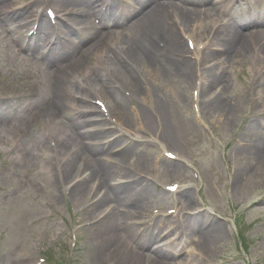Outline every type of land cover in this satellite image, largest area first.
Instances as JSON below:
<instances>
[{"label":"rangeland","instance_id":"374dc122","mask_svg":"<svg viewBox=\"0 0 264 264\" xmlns=\"http://www.w3.org/2000/svg\"><path fill=\"white\" fill-rule=\"evenodd\" d=\"M107 1L113 8L119 4V0ZM152 1L204 10L221 0H193L198 4L192 0ZM222 1V13L214 12L203 24L207 37L195 38L178 31L185 57L193 63L186 82L176 74L174 57H167L155 72H140L144 95L143 99L126 98L129 121L120 127L114 114L102 111L106 138L100 144L119 134L133 148L131 154L117 160L122 173L111 180L105 191L108 194L111 186L127 182L125 173L137 174L141 185L130 194H120L117 204L107 200L112 211L105 208L96 217L92 204L103 192L96 196L93 191L84 196L72 195L69 185L77 179H62L63 162L68 155L55 147L56 138L71 130L69 124L74 115L62 107L55 117L43 103L58 63L66 66L60 73L75 97L67 98L68 103L73 110H79L80 94L75 87L92 91L88 74L104 72L108 51L140 40L128 28L136 14L125 9L115 23L111 18L104 21L98 13L103 0H0V17L8 15L7 21H0V119L4 122L0 124V264H124L120 260L122 254L118 258L110 254L111 229L102 232V225L111 217L123 218L125 226L134 233V239L119 240L126 256L137 249L144 234L153 233V241L139 252L145 256L157 248L176 252L172 264H264V170L257 168L264 154V148L258 152V147L264 145V54L259 52L255 40L264 38V0ZM83 3L93 7L91 27L95 26L100 34L91 40L84 38V34H92L90 26L87 31L71 34L68 26L76 28L69 19L73 17L59 15L61 20L57 22L55 12L57 34L52 38L58 40L60 32L70 34L72 49L61 59H42L38 52L47 50L49 33L30 34L35 27L22 26L21 17L28 16L27 20L32 21L45 8L58 11V6L78 12ZM12 11L19 17L11 19ZM259 15L262 17L257 18ZM245 19L257 21L243 24ZM169 21L172 23V19ZM203 25L196 30L201 31ZM218 27L217 32L237 30L245 41L253 40L244 52L233 50L232 45L226 62L214 65L223 75L224 85L218 86H223V95L234 106L233 116L228 118L207 111L205 97L200 96V73L213 65L212 57L218 52L209 30ZM19 37L33 48L19 47ZM59 48L66 49L64 45ZM204 54L206 59L200 63ZM86 98L98 109L94 101L100 97ZM140 105L151 111L149 115L155 109L164 111L171 139L164 136L160 122L151 125L130 110ZM94 114L92 109L87 116ZM252 123L257 124L250 126ZM25 126L30 131L23 137L19 131ZM114 154H107L106 149L98 151L106 163L116 161ZM93 157L88 156L90 160ZM170 165L177 169L170 171ZM237 171L247 172V180L240 181L243 176H236ZM172 184H177L174 191L168 189ZM134 203L140 214L131 211ZM103 216L107 219L102 221ZM158 218L165 223L160 231L153 232L151 228ZM205 219L217 222L222 235L211 231L209 251L201 254L195 244L199 239L193 225H200ZM181 224L193 234L189 239L182 234Z\"/></svg>","mask_w":264,"mask_h":264},{"label":"bare ground","instance_id":"6f19581e","mask_svg":"<svg viewBox=\"0 0 264 264\" xmlns=\"http://www.w3.org/2000/svg\"><path fill=\"white\" fill-rule=\"evenodd\" d=\"M103 4H105L104 8L101 7L99 11L97 10L102 19L106 21L111 18L110 21L112 20L117 23V18L119 16H116L117 12L115 9L108 3L107 0H103ZM195 4L198 3L195 2ZM223 5L224 1L221 0L217 2L216 6L212 5L204 10H198L195 8H187L186 6L178 7V5L168 4L165 2L137 0L135 4L128 7L135 12L134 14H136V17L130 22L128 28H132V30L138 34V39L140 40L138 42H134L133 44L122 46L119 49H110L108 51V67L104 69V72L93 75L88 74L91 85L93 86L92 91H88V88H81V90L78 86L75 87L77 88L75 89L76 93L80 94L79 98H77L78 108H80L79 110H73L71 102L68 103L69 100L67 98L74 99L75 97L71 95L70 90H67L66 85L63 82L64 75L60 73V70L66 66L56 65L58 71H55L54 78L50 77L51 81L47 84L48 96L43 103V107L46 110L49 109L55 117L60 115L62 107L72 111L71 114L74 115V118L70 120L69 124L71 130L69 129L70 131H68L67 134L56 138L55 147L58 149V152L59 150H65V154L68 155L63 162L64 166L62 179L66 181L77 179L75 183L71 186L69 185V190L72 195L84 196L93 191L96 196L100 192H103L97 198L95 203L92 204L93 211L97 212L96 217L103 213L105 208L110 207V203L117 204L119 202L120 194H130L131 191L136 190V187L141 185V179L137 176V174L125 173L124 175H128L127 182H125L126 184L120 183L118 185L111 186L108 194L105 191V189L111 185V180L116 179L119 173H122L119 170L117 160H122L125 158L124 156L131 154L133 152V148L130 142H127L126 140L123 141L121 139L123 136H120L116 130L114 131L115 134H118L116 137L111 135L113 136L111 140H106L104 143L100 144L101 140L106 138L105 132H103L104 126L102 127V125H104L102 123L104 122L102 118L103 113L99 109H96L86 96L96 95L104 100L102 102L101 99H97L102 102L103 106H105L106 103L108 112L117 117L116 119L118 125L121 127L120 124H125L126 121H129V114L126 109V98H133L136 96L143 99L141 97L144 95L142 92V81L139 78L142 70L155 72L161 64H165L167 57H174V60H176V74L182 78L184 82L188 80L193 68V63L185 57L186 49L180 39L178 31L188 35L192 34V37L195 38L203 36L207 37V35H204V33L206 34L207 29L203 24L211 19L214 12L222 13L221 7H223ZM82 6H84L83 9L72 13H70L71 11L68 12L65 10V7L63 8L58 6V11H56V13H59V10L62 9L63 12L59 13L60 16L73 17L69 19L72 21V25L76 27L77 32L82 33L87 31L90 26L89 32L92 34L86 33L83 37L91 40L95 37V34L98 35L100 32L95 26L91 27L92 23L90 21V15H92L94 10L89 6V4L83 3ZM47 9L54 12V9L47 7L45 8L44 13H38L33 21L27 20L28 16H22L21 19L24 20L22 21V26L29 27L35 24L36 27L32 33L33 35L39 36L40 34L46 35V33H49L46 38L55 36V26L57 22L55 24H52L51 22V20L54 19V15L53 18L47 17L48 14L45 15ZM3 14L7 13H2V15ZM7 17L1 16L0 21H7ZM18 17L19 14L17 12H11V19ZM169 19H172V23ZM252 21H257V19H245L243 24H247ZM200 25H203V27L201 28V31L198 32L196 27L198 29ZM218 30L219 27L214 28L211 31L209 30V36L213 37V44L217 47L218 52L217 55L214 53L215 56L212 57L214 60L213 65L207 66L209 67L208 70L203 69L200 73V76L203 79L200 88V96L202 98L205 97L203 101L207 111L211 114H220L224 115V118H228L233 116L234 106L228 103L223 95V86H218L224 85L223 75L221 70H216L214 65H222V63L226 62L232 45L234 46L232 48L233 50L240 49L244 52L253 40L245 41L243 35L237 30L228 29L223 32L222 29H220V31L217 32ZM258 34L261 35L260 31H258ZM255 40L256 44L259 45V52L264 54V38H256ZM66 42L69 49H71L73 44H71L69 39H66ZM16 43H18L19 47L29 46L28 49L33 48L32 44L25 42L24 37H19ZM58 53V51L48 52L47 54L42 55V59L50 58L51 60H54L62 57V54ZM204 56L205 54L203 55V58L200 57V63L206 59ZM63 70H65V68ZM217 81H220V83L212 86L213 83ZM99 108L101 107L99 106ZM92 109H94L95 114L91 117L87 116L89 111ZM130 110H132L136 116L140 115L144 117V119L146 118L151 125H154L155 122L156 124L157 122H160L164 131V136L168 140L171 139L168 131L169 129L164 120V111L162 109L153 110L151 115H149L151 111H147L141 105L140 107L137 106ZM3 123V120L0 119V124ZM91 123H94V125L89 127ZM256 124L257 123H252L250 126H255ZM122 128L130 127L122 126ZM29 131V127L25 126L19 131V133L21 136L24 135L23 137H25ZM44 135L50 136V134ZM63 136L64 138H62ZM263 148L264 145L259 146L258 152L261 153ZM100 149H106L107 154L116 153L114 154V158H117L116 161L110 160L109 164L104 162L103 159L101 160L98 155V151ZM254 152L255 149H253V154L256 156ZM90 155H94L95 157L90 160L88 158ZM170 167V171L177 169L176 166L172 167V165H170ZM257 168L264 170V154L262 155L261 160L257 162ZM245 173L247 174V172L244 171H237L236 176H243L240 178V181L243 182L247 180V175ZM107 200H110L109 204H107ZM138 207V204H132L131 211L134 209L138 214H140V211L138 212ZM112 208L110 207L109 211H112ZM105 219H107L106 216H103L101 220L103 221ZM106 221L107 222L102 225V227H104L102 232H104L106 228H110L112 231L113 238L112 240L110 238V240L113 245L110 249V254L113 258H118L122 254V259L120 258V260L124 264H172L176 252L170 253L164 248L153 249L151 254L148 256L139 252L143 249V247H145L146 243L149 244L153 241V233L149 235L144 234L140 243L137 244V249H134L132 253L129 252L126 256L124 248L119 240H122L123 237L134 239V233L132 234L129 227L125 226L123 218L111 217V219H107ZM164 223L165 220L158 218V220L154 222L151 230L153 232L160 231ZM193 226L195 227V234L198 233L197 236L199 239V242L195 244L201 254L209 251L210 244L213 240L210 236L211 231H214L218 236L222 235L221 226L217 222H212L208 219L203 220L200 225L194 224ZM179 228H182V234L188 237V239L191 235H193L186 232V228H184L182 224ZM115 237L117 239H115Z\"/></svg>","mask_w":264,"mask_h":264}]
</instances>
